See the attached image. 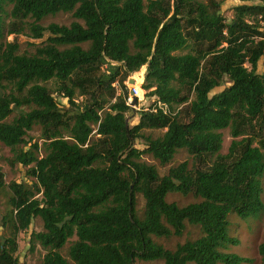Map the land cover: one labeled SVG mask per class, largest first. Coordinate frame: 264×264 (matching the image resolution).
I'll return each mask as SVG.
<instances>
[{"label":"trees","instance_id":"trees-1","mask_svg":"<svg viewBox=\"0 0 264 264\" xmlns=\"http://www.w3.org/2000/svg\"><path fill=\"white\" fill-rule=\"evenodd\" d=\"M221 3L0 0V39L5 31L49 33L31 52H20L16 41L0 45V142L11 164L26 166L32 178L9 183L11 210L0 222L12 235L0 238V264H18L17 235L36 217L43 230L31 241L46 250L42 264L245 260L225 248L238 242L231 214L264 215V4H239L227 21ZM60 12L74 20L40 23ZM143 66L142 87L156 100L130 124V105L114 84L128 92L125 80ZM37 125L42 142L28 136ZM144 129L164 132L154 137ZM224 129L232 135L227 152ZM180 149L192 165L184 160L164 174L142 159L149 154L167 165ZM5 185L0 169V191ZM173 192L197 200L179 205L167 200ZM188 224L202 234L174 249L155 240L181 236ZM69 242L68 258L61 249ZM259 253L264 262V239Z\"/></svg>","mask_w":264,"mask_h":264},{"label":"rangeland","instance_id":"rangeland-1","mask_svg":"<svg viewBox=\"0 0 264 264\" xmlns=\"http://www.w3.org/2000/svg\"><path fill=\"white\" fill-rule=\"evenodd\" d=\"M205 1V0H202ZM221 13L224 15L227 21L231 20L234 16V7L243 4V3H260L264 4V0H221ZM72 20H74L73 15L70 12H60L56 15H49L40 21L43 25H48L51 22H56L60 24H69ZM264 25V21H263ZM29 31L19 34H7L5 31L4 36L0 39V45L4 44L6 41H16L19 45L20 52H31L35 49L34 45L41 44L49 33H45L43 38H33L28 35ZM146 66H143L140 70L131 73L128 75L124 84L128 92H125V88L123 87L121 81L115 82L117 94L125 93L126 99L129 100L130 88L137 87V95L131 96L130 101V110L127 113V119L130 124H135L138 122V112L142 109L149 108L154 101L156 100L155 96H148L147 91L142 87L144 82ZM259 72L264 70L263 61L259 64ZM133 77L135 78V83L132 85L129 82V79ZM225 85H228V78L224 80ZM46 84L53 92V94L57 97V99L64 105L67 106V99L57 92V82L49 81L44 83ZM223 87H217L214 89V92H219ZM82 97H79L81 100ZM178 108H181L178 107ZM182 117L185 118V115ZM143 132L147 135L151 134L152 136H158L164 132V129H144ZM224 142L222 152H227L229 144L232 140V135L230 129L223 130ZM28 136L32 138V141L42 142L41 139V127L34 126L32 130L28 132ZM143 140L140 139L136 141V146L142 148ZM12 157V152L10 149L0 142V169L4 172L6 185L0 191V216H4L10 214L11 206L9 203V199L12 195V191L9 188V183L13 180L18 182H30L32 178L27 173V167L22 164L13 165L10 162ZM142 159L150 164L155 165L160 174H164L167 170L173 166L177 165L184 160H188L190 165L193 163V157L185 150L180 149L175 155L173 161L167 165H162L157 159L153 158L149 154L143 155ZM263 188H264V179H263ZM262 199L264 201V192L262 195ZM168 201H175L179 205H186L193 201H196L197 198L193 196V194L184 195L178 192L170 193L167 196ZM144 198L141 193L137 194V209L139 214L143 213L144 209ZM231 227H230V235L233 238H236L237 243H229L225 248V251L231 253H237L245 260L241 264H264L261 260V256L259 253V245L264 239V215L258 219H241L237 217L235 214L230 215ZM43 230V221L41 218L36 217L32 220L30 227L25 231H20L17 235L18 242V250L15 255L18 258V264H42L43 256L46 253V250L39 244L33 243L31 241V235L33 232ZM202 234L199 226L195 225H187L184 233L181 236L173 235L171 237H161L155 238V240L161 244H163L167 248L174 249L178 243H182L187 239H196ZM12 235L11 228L9 225H2L0 222V238L7 237ZM75 238H72V240ZM70 242L67 243L62 249L61 252L68 257L67 250ZM69 258V257H68ZM70 260V259H69ZM139 264H164L162 260L143 262L139 261Z\"/></svg>","mask_w":264,"mask_h":264},{"label":"built area","instance_id":"built-area-1","mask_svg":"<svg viewBox=\"0 0 264 264\" xmlns=\"http://www.w3.org/2000/svg\"><path fill=\"white\" fill-rule=\"evenodd\" d=\"M115 86L117 85V83L116 84H114ZM130 95H129V100H127V103L130 105V101H131V96L134 94V95H137V89H136V87H132V88H130ZM160 106H163L162 108L166 111L167 110V106L166 105H162V104H160Z\"/></svg>","mask_w":264,"mask_h":264},{"label":"water","instance_id":"water-1","mask_svg":"<svg viewBox=\"0 0 264 264\" xmlns=\"http://www.w3.org/2000/svg\"><path fill=\"white\" fill-rule=\"evenodd\" d=\"M129 82L133 85L135 83V78L131 77L129 79ZM126 122L128 123V119L126 120Z\"/></svg>","mask_w":264,"mask_h":264},{"label":"bare ground","instance_id":"bare-ground-1","mask_svg":"<svg viewBox=\"0 0 264 264\" xmlns=\"http://www.w3.org/2000/svg\"><path fill=\"white\" fill-rule=\"evenodd\" d=\"M136 87V86H135ZM136 89H137V87H136ZM137 94H138V92H137Z\"/></svg>","mask_w":264,"mask_h":264}]
</instances>
